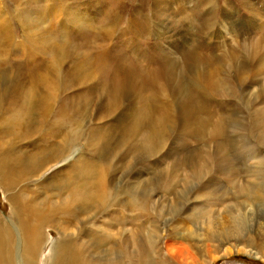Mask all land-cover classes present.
<instances>
[{"label":"bare ground","instance_id":"bare-ground-1","mask_svg":"<svg viewBox=\"0 0 264 264\" xmlns=\"http://www.w3.org/2000/svg\"><path fill=\"white\" fill-rule=\"evenodd\" d=\"M8 1L14 0H0V189L10 206V216L7 221L0 217V264H41V253L48 240L53 238V232L56 237L42 264H142L141 250L134 251L132 256L127 252L129 241L126 236L141 232L142 215L150 207L152 188L160 181L156 173L152 181L142 183V165L141 168L137 165L142 163V153L153 152V144H145L142 149V124H147L146 133L151 138L168 128L161 122L167 121L177 130V122L184 121L183 113L187 115V126L182 130H187V134L200 135L201 140L197 144H206L198 153L187 155V158L192 155L194 162L198 160V171L189 175L197 183L208 179L213 172L223 175L230 160L244 156L253 159L248 140L234 142L233 136L238 131L242 132L243 139L253 138L264 143L261 112H248V105L255 106L257 101L250 100L254 91L249 86H253L255 80L249 75L238 80L230 75V71L212 67V56L209 52L205 54L202 46L196 45V33L192 34L188 27L191 13H213V20L206 29L198 31L209 41L215 29L217 34L213 38L218 40L224 33L233 37L236 22L239 32L242 30L246 34L263 25L264 0H244L235 8L238 9L235 13L225 0H203L202 6L199 3L194 6V0H177L179 20L174 24L175 39L167 40V48H162L160 42H165L167 33L163 21L142 22L140 13L136 16L140 18L138 24H134L130 17L124 18L123 22L127 24L124 33V29L118 27L119 13L109 10L102 13V21L93 26L96 19L81 21L82 15L78 10L72 15L65 12L67 0H50L49 6L34 13L36 16L32 11L16 10V7L13 14V9L9 11L3 6ZM143 1L148 5L147 0ZM160 1L166 2L157 0L156 3ZM218 1L222 4L217 6ZM91 3L95 7L101 5L96 1ZM123 3L113 0L115 9L125 10ZM259 4H262L261 8ZM92 6L82 8L88 10ZM240 10L247 13L239 16ZM48 18L54 19L51 28L41 32L42 38L33 36L34 27ZM64 18L71 27L80 21L84 24L76 27L84 40L94 42L93 39H100L92 56L80 52L74 58L75 52L57 50L56 43V48H50L47 38L52 34L54 37L62 36L66 32ZM99 23L101 25L97 28ZM14 25L21 28L20 40L14 34ZM86 28L91 32L88 33ZM95 30L98 34L93 35ZM152 33L157 36L153 39L156 43L144 48L148 40L143 37ZM82 54L83 62L80 60ZM163 54L165 64H175V73L164 75L160 62ZM128 55L134 62L128 60ZM236 58L239 59L240 55ZM242 59H245L243 55ZM66 61L74 65L65 66ZM153 61L158 62V66L150 67ZM97 62L107 72V88L100 87L102 79L90 66ZM168 82L171 85L166 91ZM152 107L160 108L157 115L161 122L149 119L153 114H143H148ZM260 110L264 119V107ZM107 122L113 125V133L109 137L96 131L90 133L91 125L96 127ZM255 123H260L262 129L250 132L249 126ZM245 124L249 125L248 129L242 128ZM204 129L210 133L208 136L204 135ZM215 143L218 146L227 144L233 148L235 156L231 158L225 154L219 160L211 152ZM83 148L85 152H82ZM255 168L257 170L247 175V178H255L247 180V183L264 177V158L258 160ZM129 172H134L136 177L133 180L127 179ZM183 180L182 189L175 191L181 200L192 184L188 178ZM234 215H229L231 226L245 231L243 219ZM228 234L236 235L234 232ZM161 235L163 233H156L153 243L149 240L151 251L157 257L155 243ZM222 235L216 231L206 233L203 240L207 241L202 247H207L208 241H212L215 245L209 247L219 250L216 248L228 242L221 238ZM242 242L246 240L242 239ZM246 245L264 250L263 247L258 248L261 245L249 242ZM164 248L171 263L183 264L190 259L196 264H204L193 251V245H185L181 241L173 243L167 239ZM133 260L135 262L130 263ZM162 260L154 262L166 264Z\"/></svg>","mask_w":264,"mask_h":264},{"label":"rangeland","instance_id":"rangeland-1","mask_svg":"<svg viewBox=\"0 0 264 264\" xmlns=\"http://www.w3.org/2000/svg\"><path fill=\"white\" fill-rule=\"evenodd\" d=\"M67 1L66 2L68 4L65 5L66 6L68 5L67 6L68 8L67 11L65 12L70 13L72 15L73 13H76L75 11L78 10L79 11L78 13L82 15L81 21L86 20L87 18H89L90 20L96 19L94 21L95 23L93 24V26H96V22L98 23L99 21H102L103 19L102 13L109 10L112 11L113 13L115 12L119 13L120 26L118 27L120 29H124V33H125L126 32L125 27L127 26V24L126 22H123L124 18L127 20L130 17L132 21L134 20L133 21L134 24H138L140 23V18L136 16H138V13H140V15H142V22L150 21V22L158 23L163 21L165 25L164 27H167V31H166L167 33L164 35L165 42L160 41L161 44H163V47L161 46L162 48L165 47L167 48L168 46L166 44L167 40L172 41L173 39H175V36L173 35L175 34L174 24H175V20H179L177 15V7H176L178 5L175 4L177 0H168V1L165 0L166 2L160 1L158 3H156L157 0L155 1L147 0L148 5L143 0L142 3L140 2V0H117L120 2H124L123 4L125 6V10L115 9V6H113V0H99V1L98 0H67ZM94 1H96L97 3L100 2L101 5H98L96 7L92 6L93 4L91 2ZM225 1L228 3V6L232 7V11L233 13H235L236 11H238V9L235 10V8L241 6V2H243L244 0H225ZM49 2L50 0L49 1L46 0L44 1V3L42 2V0H29V2L28 0H19V1L14 0V1H8L7 3H5V5L3 3V6H6V10L9 11L16 7L15 8L16 10L24 9V10L32 11V14H34L38 10H41L40 9L41 7L49 6L48 5ZM198 3L202 6L204 4V1L194 0V6H198ZM220 4L222 3L218 1L217 6ZM82 6H92V7L86 10L84 9V7L82 8ZM171 6L172 8H170ZM259 7L261 8L262 4H259ZM150 8L152 9L150 10ZM15 9H13V14L15 13ZM218 11L220 13L223 12L222 9H218ZM192 13H191V22L189 23L188 27L193 32L192 34L196 33L195 36V38H197L196 45L199 46L200 48L202 46L201 49L203 48L205 49L204 50L205 54L209 52L208 54L212 56V67L214 66V67H218L220 70H226L228 72L230 71L229 72L230 75L232 77L234 75V78L238 80L242 77H245L246 75H249L248 77H251L253 80H255L256 83L253 86H249L251 91H254V94L251 95L250 100H257V101L255 106L248 105L249 106L248 112L250 114L251 112L254 114H258L259 112H261L260 119L264 120L261 116L262 111L260 110L261 108L264 107V81H263L264 80V74H263L264 73V58H263L264 57V24L259 25L257 30L253 29L251 33L246 34L242 30H241L242 32L241 31L239 32L238 30L239 26L238 23L236 22L235 25L236 27L234 28L235 34L233 35V37L227 35V33H224V36H222L221 39L218 40L214 39L213 38L214 35L217 34L216 33L217 31L215 32L214 29L212 30V38L209 41H207L202 37L201 33H199L198 30H200V28L206 29L205 27H207L208 24L213 20L212 16L214 14L211 13L210 15L209 14L203 15L202 12H197V13L192 12ZM246 13L247 12H245V10H240L239 16H244V14ZM33 16L36 15L34 14ZM215 17L216 16H214V18ZM65 19L66 18L63 19L66 28V32L64 31L65 34H63L62 36L57 35L56 37H54V34H52V37L50 36L51 40L50 38H47L46 42L49 43L50 48L57 47L56 48L57 50L64 49L65 51H68V53L70 51L75 52V55H73L74 58H76L77 53L80 52L83 53L84 55H91V53L96 52L97 50L96 45L100 44L99 42L100 39L99 40L98 38L93 39L94 42H92L91 39L84 40L83 34H79L78 31L76 30V27H79L84 24H82L80 21L76 26L74 25L75 27H71V25L69 24L67 25V20ZM16 22H19V20H16ZM53 24H54L53 18L51 19L48 18L47 20H44L42 23L38 24L37 27L36 26L34 27L33 31L35 32L33 33L35 35L33 34V36L42 38L41 32L44 29L51 28V25ZM99 25H101V23L98 24L97 28L99 27ZM184 26H186V24H184ZM12 28L16 38L20 40L21 28L18 27L17 25L16 26L14 25ZM69 30H73V32L70 33ZM90 32L88 31V33ZM95 33L98 34V30H95L93 35ZM154 35L155 34L152 33L151 35L149 34L147 37L146 35L143 37L145 40H148V42L144 43L145 46L144 48L150 47L151 46L150 43L152 44L154 42L156 43V41H154L153 39H156L157 36L155 37ZM46 36L49 37L48 35ZM60 37L63 38L61 39ZM54 43H56L57 45ZM219 44L222 47L221 46L219 47ZM54 45H56V47H54ZM171 52L173 51H170V53ZM202 52L203 51H201L200 53ZM83 54L80 57V60L82 62H83L82 59ZM246 54H248V56H250L251 58L247 57ZM18 55L20 56L21 54ZM238 55H240L239 59L236 58ZM242 55L245 57V59H242ZM260 56L262 57L260 58ZM38 57L41 58L48 56H41V57L38 56ZM255 57L257 59H255ZM127 58L129 61L134 62V59L129 55L127 56ZM164 58L165 55L163 54V58L162 60H160V62H161V66L163 67V71L165 72L164 75L166 76L167 73H171V72L175 73L174 70L175 64L174 63L172 65L165 64ZM172 58H174V56H172ZM42 60L46 61L43 58ZM73 60L74 59L72 58L71 61ZM230 61H232V65ZM227 62L228 64H230V66L227 64ZM70 63L66 61L65 66L72 67L74 65V63H72L73 65ZM152 63L153 64L150 67L154 68L158 66V62L153 61ZM90 66L96 72L98 71L97 76H99L102 79V81H99L100 87L107 88L108 87L107 80L109 78L105 68L102 67L99 62H97L96 65H90ZM29 68L32 67L29 66ZM23 74H25V72ZM37 75L39 74H33V76H37ZM170 83L171 82L167 83L169 85L168 87L166 86V91L167 89L169 90L171 85ZM142 90L145 91V87H143ZM243 101H245V99H243ZM246 101L248 102L247 99ZM154 104L157 103L154 102ZM181 105H183V101L181 102ZM218 108L220 107L218 106ZM159 109L156 110L152 107L151 111L148 114L146 112L143 114L144 115L146 114L145 116H149L150 114H153L149 117V119H152L153 121L156 119V122H161L158 118L159 116L157 115ZM184 109L186 110L185 106ZM186 116L187 115L183 113L184 121L180 120L177 122L176 125L177 130L175 129L173 124L170 126V123H168L167 121H165V123L161 122L163 124H166L168 128L166 129L165 127H163V129L166 130L159 131L157 135H152L151 138H149L148 134L146 133V130L148 128L147 124H142V149H144L143 147L145 146V144L149 146H152L153 144V146L151 147L153 152L151 154H147L145 152H144L145 154L142 153L143 154L142 163L137 165L138 168H141L142 165V176H141L142 183L146 184L150 180L152 181V178L156 173L158 175L157 178L160 179V181L158 185H156V187L152 188L153 192L151 195L150 207L147 210L146 214L142 215L141 232L135 235L126 236V238H128L129 241V244L126 245L127 252L131 255V253H134V251L141 250L142 264H145V262H148L146 264H156L157 262H154L155 260L161 261L162 259H163L162 261H165L166 264H175L173 262L171 263V260L166 255L164 248L165 241L169 239L172 240L173 243L175 242L178 243L181 241L185 245H189V244L193 245V251L196 252L197 255H199L200 259L204 262V264H264V250H259L256 247H248L246 245V243L249 242L252 243L253 245H258V246L261 245L258 248H262V247L264 248V177H262V179L260 178V180L257 179L252 180L250 183L246 182L247 180H251L254 177L253 176L252 178H247V175L257 170V168L255 167H257L258 160L264 158V143L261 144L260 142H257L253 138L245 137L243 139L242 132L238 131L237 133H235L236 135L234 134L235 136H233V138L236 139V141L234 142H239L241 140L244 141L248 140L251 146V153L253 159L249 160L248 156H244V158H240V159L237 157V159H235L234 161L230 160L229 168L227 171H224L223 175L217 174L218 171L216 170L217 172L211 173L208 179L206 178L200 183H197L196 180H192V178L189 175L194 174L195 172L198 171V167H197L199 166V164H197L198 160L195 159L196 162H194L192 155L189 156L188 158L187 155L190 152H195V151H197L198 153L200 150L205 148L204 146L206 144H203L201 142L200 144H197V142L201 140L200 135L195 136L191 132L187 134V130H182L185 126H187V121L185 119L187 118ZM244 121H246V119ZM107 123L108 124L96 126V127L94 125H91L90 133L96 131L95 133L99 132L103 134L104 137L106 138L109 137L113 133V125L111 124V122H107ZM129 123L130 122H128L127 125ZM256 124L259 125L257 126ZM248 126L249 125L245 124L244 127L242 126L240 127L244 129L245 128L248 129L249 127H251L248 130L250 132H255V130H261L264 125L260 127V123H255L250 125L249 127ZM154 129H153V134H154ZM168 129H170V132L169 131L167 132ZM205 130L206 129H204V135L208 136V134L210 133L207 130L206 131ZM237 134L240 135V138L238 137ZM116 135L117 134H115V136ZM220 145H222V143H220ZM206 147H208V145ZM85 151L86 149L84 150L83 148L82 152ZM211 152L215 153L219 160H221V158H223L225 154L228 157L235 156L233 148H229L227 144H224L223 146H218V144L215 143V148H213ZM135 177L136 176H134V172H129L127 179L133 180V178ZM185 178L190 179L192 184L190 185V189L183 194V198L181 200L180 195L178 193H175V191L176 190L180 191L182 189L181 186H184L183 179ZM4 197L5 196L3 195L0 189V217L1 219L7 221L8 217L10 216V206ZM230 212L233 213V215L235 214L234 216L235 217L237 216L236 218L243 219L244 221L243 226L245 231H241L238 228L233 227L234 225L231 226V219H229V215L231 214ZM127 227L129 228V226ZM213 231L214 232L216 231L218 234H223L221 238L227 239L228 241L226 242V244L224 243V246L220 248H216L219 249L220 251L215 250V248L213 247L212 248L209 247L215 245L213 244L212 241H208L207 247L205 248L202 247L203 243L207 241V240H203L204 235L206 233L209 234L210 232ZM158 232H160L161 234L163 233V235H161L157 243H155L156 245L155 249L157 250L156 254H158L159 257L153 254V252L151 251L153 250L151 249L152 246L149 245V240L151 241V243H153L155 241L154 239L155 234ZM228 232H234L236 235H229ZM51 235L53 236V238L48 240L43 252L41 253L39 259V261L41 260V264L48 256L51 243L54 241V237H56L54 232L51 233ZM260 235H262L263 238H260ZM242 239L246 240V242H242ZM130 240H132V242ZM234 245H236V247H234ZM209 251H212L213 253L211 254ZM226 252H229L230 255H224L226 254ZM149 256H152L150 260L148 259ZM134 262L135 260L131 261L130 263H134ZM188 263L196 264L192 262V260L190 259L186 260L183 264H188Z\"/></svg>","mask_w":264,"mask_h":264}]
</instances>
